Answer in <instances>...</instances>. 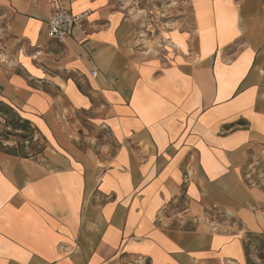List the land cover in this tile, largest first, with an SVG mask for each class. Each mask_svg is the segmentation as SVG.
Masks as SVG:
<instances>
[{
	"label": "crops",
	"instance_id": "crops-1",
	"mask_svg": "<svg viewBox=\"0 0 264 264\" xmlns=\"http://www.w3.org/2000/svg\"><path fill=\"white\" fill-rule=\"evenodd\" d=\"M54 1L0 0V95L50 150L0 155V264H248L264 0H188L152 52L117 0H59L86 20L50 39Z\"/></svg>",
	"mask_w": 264,
	"mask_h": 264
},
{
	"label": "rangeland",
	"instance_id": "rangeland-1",
	"mask_svg": "<svg viewBox=\"0 0 264 264\" xmlns=\"http://www.w3.org/2000/svg\"><path fill=\"white\" fill-rule=\"evenodd\" d=\"M117 1L132 15L134 29L137 30L136 33H138V36L142 37L143 35V39L145 38V40L141 43L144 44V50L148 52H152L154 47L160 43L167 44L163 37H167L166 35L168 31L173 28L182 29L184 20L183 18L187 16L188 0ZM1 12L2 11L0 8V13ZM1 17L2 16L0 15V27L3 23ZM174 38L178 40L179 35L174 33ZM6 105L12 106L9 102L3 100L0 95V110L3 113V116L0 115V135L4 130L10 131L12 133L8 140H2L1 145L3 148H0V155H11L9 153L11 151L8 148H13L18 145V141L20 140V138L16 136L18 133L20 135L33 136L31 143L29 140L22 142L25 145L24 149L28 153V156L33 154L32 148L35 150L37 148H47L48 145L45 137L38 132V129L33 123H31L32 125H29V130L27 132L13 128L15 118L24 116L22 112L14 106H12L15 108L14 110H8ZM45 151L46 149L41 154H44ZM47 152L50 154V150ZM41 154H38L35 156V158ZM242 180L248 186H264V145H257L255 149H250L248 160L243 168ZM246 240L249 243L251 264H264V237L261 236L256 239L247 237Z\"/></svg>",
	"mask_w": 264,
	"mask_h": 264
},
{
	"label": "built area",
	"instance_id": "built-area-1",
	"mask_svg": "<svg viewBox=\"0 0 264 264\" xmlns=\"http://www.w3.org/2000/svg\"><path fill=\"white\" fill-rule=\"evenodd\" d=\"M86 20V13L74 14L71 10L54 1L53 11L48 20L47 35L50 39L64 43L76 27H82ZM95 75V72L92 73Z\"/></svg>",
	"mask_w": 264,
	"mask_h": 264
},
{
	"label": "trees",
	"instance_id": "trees-1",
	"mask_svg": "<svg viewBox=\"0 0 264 264\" xmlns=\"http://www.w3.org/2000/svg\"><path fill=\"white\" fill-rule=\"evenodd\" d=\"M6 107H7L8 110H14L15 109L14 107H12L10 105H6ZM0 115L3 116V113L1 112V110H0ZM31 123L32 122L29 119L25 118V117L15 118L13 128L16 129V130H21V131L27 132L29 130V125ZM11 135H12V133L10 131H6V130L3 131V133L0 135V148H3V146L1 145L2 140H8ZM16 136H18L20 138V140L18 141V145H16L17 148L16 147L8 148L11 151V152H9L11 155L21 156V157H24V158H30V157L33 158V157L37 156L38 154H41L46 148V147L41 148V149L37 148L36 150L32 148L33 154L31 156H28V153L24 149L25 145L22 142H24L26 140H29V142L31 143L32 140H33V136L32 135H20L19 133L16 134ZM261 236L264 237V233L247 232L245 234L244 245H245V250H246V256H247L248 264H251V257H250L251 254H250V251H249V243L246 240V238L249 237V238H252V239H256V238H259Z\"/></svg>",
	"mask_w": 264,
	"mask_h": 264
}]
</instances>
